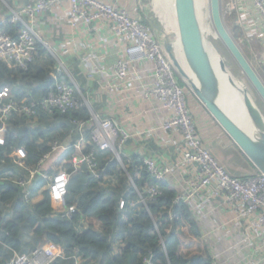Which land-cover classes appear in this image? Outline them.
Segmentation results:
<instances>
[{
	"label": "built area",
	"instance_id": "1",
	"mask_svg": "<svg viewBox=\"0 0 264 264\" xmlns=\"http://www.w3.org/2000/svg\"><path fill=\"white\" fill-rule=\"evenodd\" d=\"M220 6L240 31L239 42L258 43L261 52L253 53L264 67V0H220ZM148 14L147 0H0V64L25 76L38 62L47 72L41 89H0V145L13 115L35 122L38 111L47 116L88 112L86 121L76 122L75 139L54 143L38 169L17 185L32 202V182L41 174L49 183L52 208L70 220L77 209L67 205L71 174L64 165L73 174L85 167L107 186L109 178L102 176L93 153H84L92 145L112 154L136 194V201L120 198L121 211L156 201L164 186L175 194L173 206L186 209L198 235L184 221L176 229L197 239L196 247L211 264H264V175L233 177L213 157L201 130L224 131L190 87L179 84L161 42L144 24ZM26 156L17 149L15 165L24 168ZM56 161L58 173L42 174ZM143 175L152 183L139 187ZM168 216L176 219L171 212ZM64 258L61 246L45 243L7 264H53ZM142 264L154 263L144 259Z\"/></svg>",
	"mask_w": 264,
	"mask_h": 264
},
{
	"label": "trees",
	"instance_id": "2",
	"mask_svg": "<svg viewBox=\"0 0 264 264\" xmlns=\"http://www.w3.org/2000/svg\"><path fill=\"white\" fill-rule=\"evenodd\" d=\"M147 21L144 24L152 32V24ZM261 69L264 76V67ZM46 73L38 62L30 65L25 76L11 74L0 64V89L19 83L26 88L41 89ZM40 94L38 90L35 96ZM87 119L88 112L82 109L52 116L38 111L35 122L26 117H10L0 145V264H7L15 255L28 254L45 243L61 246L65 251V258L53 264H75L76 260L78 264H142L144 259H151L154 264H211L201 248L192 254L180 252V231L176 226L184 221L196 237L198 230L188 221L185 208L173 206L175 194L168 188L163 186L162 197L146 206L121 211L120 198L136 201V194L125 172L117 168L112 154L92 145H87L84 153H93L102 176L109 178L104 181L107 186L85 167L73 174L72 167L64 165L71 174L67 205H75L77 209L70 220L56 214L47 190L41 192L38 203L24 199L23 188L17 181L24 180L29 170L38 169L54 143L74 140L76 122ZM19 148L27 153L24 168L14 163L13 154ZM50 165L42 174L52 177L61 165L59 161ZM135 171V167L129 169L132 174ZM147 183L152 182L145 175L142 181H137L139 187ZM48 184L41 174L35 177L31 198ZM169 212L176 219L171 220Z\"/></svg>",
	"mask_w": 264,
	"mask_h": 264
},
{
	"label": "water",
	"instance_id": "3",
	"mask_svg": "<svg viewBox=\"0 0 264 264\" xmlns=\"http://www.w3.org/2000/svg\"><path fill=\"white\" fill-rule=\"evenodd\" d=\"M209 6L212 24L220 42L264 104V84L228 33L221 15L220 0H209ZM174 11L177 24L176 34L181 47L183 65L176 57L169 36H165L161 43L165 54L171 61L178 77L190 87L198 101L255 171L264 175V116L256 105L255 107L250 105L247 100L248 112L256 129V135H254L245 131L223 110L218 104L219 84L207 54L195 0H174ZM220 67L221 70H225L223 61L220 62Z\"/></svg>",
	"mask_w": 264,
	"mask_h": 264
},
{
	"label": "rangeland",
	"instance_id": "4",
	"mask_svg": "<svg viewBox=\"0 0 264 264\" xmlns=\"http://www.w3.org/2000/svg\"><path fill=\"white\" fill-rule=\"evenodd\" d=\"M199 1H200L199 19L205 39L213 46L214 50L223 59L225 66L228 69L231 77L235 81L239 82L241 86L248 91V95L253 106L255 107L256 105V107L264 116V104L259 99V97L255 93V91L253 90L247 79L242 74L241 70L235 64L234 60L232 59L228 51L224 48V46L222 45V43L220 42V40L218 39L217 35L214 32L212 23H210V19H209L208 0H199ZM147 2H148V13H149L147 16L149 17L150 20L147 22L152 24L151 27L153 29L152 30L153 34L156 35V37L159 39V42L161 43L164 41L165 36H169V38H173L175 36L174 35L175 31L172 29V26H170V22H173L171 19L172 10L170 9V11H168V8L164 9V4H166V7L170 6V0H147ZM221 15H222L223 23L228 33L234 39L239 49L241 50L243 55L247 58L248 62L257 72V74L259 75V77L261 78L264 84V76L262 75L261 66L255 59L253 53V51L256 53L261 52L259 50L260 47L258 46V43L252 45L251 47L245 44V42H243V44L239 42L241 36L240 31L233 25L232 19L230 17H227L224 13ZM179 84L181 86L184 84L181 78H179ZM230 162H231L230 166L235 165L240 170V173L242 171L247 170L248 164L241 159H240V163L245 167V169L243 167H240V164L235 159L230 160ZM240 178H244V177H240ZM186 234H187L186 232H181V231L179 232V236L182 240L180 246V252L182 254L195 253L196 251H194V248H197L195 250H198V247H196L198 244L195 241L197 239H195L194 237L192 239L190 238V235L188 234L186 235Z\"/></svg>",
	"mask_w": 264,
	"mask_h": 264
},
{
	"label": "bare ground",
	"instance_id": "5",
	"mask_svg": "<svg viewBox=\"0 0 264 264\" xmlns=\"http://www.w3.org/2000/svg\"><path fill=\"white\" fill-rule=\"evenodd\" d=\"M195 5H196L197 14L199 16L200 1L195 0ZM209 7L210 6H209V0H208L209 19H210V23H212V18H211ZM167 8H168V11H170V9L172 10L171 11V19L173 22H170V26H172V29L177 33V24H176L175 11H174V0H170V6H167ZM199 23H200V19H199ZM212 27H213V24H212ZM213 29H214V27H213ZM214 32H215V30H214ZM215 34H216V32H215ZM203 40H204V43L206 46L207 54L211 60L212 67L215 71L217 81L219 84L218 104L245 131L249 132L250 134L256 135V129L252 123V120H251V117H250V114H249L248 108H247V100H248V103L253 106V104L249 98L248 91L246 89H244L239 82L235 81L231 77L226 66H225V70H221L220 62L223 61V59L214 50L213 46L205 39L204 34H203ZM174 51H175L177 59L183 65L184 61L182 58V52H181V47H180L179 42H177V44L174 45ZM223 63H224V61H223ZM183 68H184V66H183ZM184 69H185V71H187L186 67ZM237 115H239V116H237Z\"/></svg>",
	"mask_w": 264,
	"mask_h": 264
},
{
	"label": "crops",
	"instance_id": "6",
	"mask_svg": "<svg viewBox=\"0 0 264 264\" xmlns=\"http://www.w3.org/2000/svg\"><path fill=\"white\" fill-rule=\"evenodd\" d=\"M166 8L167 7L164 6V9ZM16 85H18L17 87L18 91H19V87L21 88V90L31 89V88L23 87V85H21L20 83L15 84L14 86L16 87ZM196 105L199 106V103H196ZM201 133L206 138V140L210 143V151L213 157H215V159L227 171V173L237 178H240V177L247 178L249 176L256 174V171L253 168V166L249 163V161L239 151V149L234 145L232 140L226 134L221 133L220 131L218 132V130L216 132L212 131V132L207 133L204 129L201 130ZM232 159H235L240 164V167H243L244 169L245 167L240 163V159L245 161L249 167L247 166V170L242 171L240 173V170L235 165L230 166V163H231L230 160ZM50 164H48L45 167V170H48L51 167ZM47 186L36 192V195L34 196L32 200L33 203H38L42 199L41 192L44 190H47Z\"/></svg>",
	"mask_w": 264,
	"mask_h": 264
}]
</instances>
